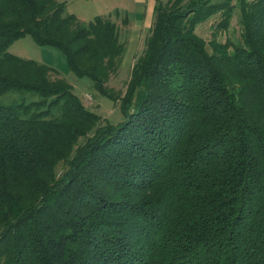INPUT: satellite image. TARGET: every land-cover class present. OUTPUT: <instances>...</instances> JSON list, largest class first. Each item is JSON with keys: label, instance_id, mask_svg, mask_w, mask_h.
I'll return each instance as SVG.
<instances>
[{"label": "trees", "instance_id": "obj_1", "mask_svg": "<svg viewBox=\"0 0 264 264\" xmlns=\"http://www.w3.org/2000/svg\"><path fill=\"white\" fill-rule=\"evenodd\" d=\"M238 7L239 37L219 35ZM26 35L125 120L9 51ZM124 51L109 15L0 0V264H264V0L158 1L121 93Z\"/></svg>", "mask_w": 264, "mask_h": 264}, {"label": "rangeland", "instance_id": "obj_2", "mask_svg": "<svg viewBox=\"0 0 264 264\" xmlns=\"http://www.w3.org/2000/svg\"><path fill=\"white\" fill-rule=\"evenodd\" d=\"M66 4V12L74 14L82 23L88 24L97 15H109L116 22L121 41L125 45L121 61V70L112 85L117 92L124 93L126 83L137 57L144 51L146 39L155 21V4L158 1L166 3L168 0H58ZM250 1V0H247ZM240 10L236 8L229 30L220 31L225 37H239ZM216 18L212 17L197 26V33L210 41L212 29L216 26ZM12 53L51 65L64 76L73 87L75 93L83 100L86 107L98 113L103 121L117 125L125 120V115L118 101L96 91L86 78L75 75L68 64L62 50L53 45H39L33 37L26 35L15 39L9 46ZM22 93L9 92L3 101L19 100ZM35 93L26 94V100L37 99Z\"/></svg>", "mask_w": 264, "mask_h": 264}]
</instances>
